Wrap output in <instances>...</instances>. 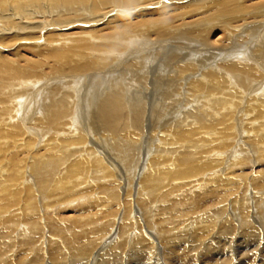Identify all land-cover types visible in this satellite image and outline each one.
Instances as JSON below:
<instances>
[{"label":"bare ground","instance_id":"1","mask_svg":"<svg viewBox=\"0 0 264 264\" xmlns=\"http://www.w3.org/2000/svg\"><path fill=\"white\" fill-rule=\"evenodd\" d=\"M187 8L181 30L119 20ZM110 16V40L62 34ZM21 30L51 65L0 56V264L264 262V188L245 181L264 174L242 171L264 162V3L0 0V41ZM94 187L104 207L77 214ZM59 203L74 227L55 223Z\"/></svg>","mask_w":264,"mask_h":264},{"label":"rangeland","instance_id":"2","mask_svg":"<svg viewBox=\"0 0 264 264\" xmlns=\"http://www.w3.org/2000/svg\"><path fill=\"white\" fill-rule=\"evenodd\" d=\"M253 1L254 2H258V3H264V0H253ZM250 5H251V3H247V6H246L247 7V10H248V8L252 9L250 7ZM188 10H189V8H187V9H180V10H172V9H169V10H163L161 12V14H159L157 10H154L156 12V14L155 13H150L148 15H145V16H142L141 17L140 15L143 14L144 11H141V9H136L135 11L133 10L134 12H131L129 14L128 13L124 14L121 18H119V20L123 18V20H122L123 23H125V24L133 23V26H136V28H137L136 30H139L141 27H144L145 25H147L146 23H144L145 20H148L149 21L148 24L157 23L158 25H160V26H156V27H169V28H173V27L182 26L184 23L187 22L188 17L183 18V19H181L180 17H181V15L183 13L187 12ZM106 11L108 12V10H106ZM259 13H262V12L259 11V12L255 13V14H259ZM151 14H153V16H150ZM197 15L200 16V17H207V15H209L212 18L210 21H213V17L215 16V14L212 13V11L208 12V10H206V9H205V11H201L200 13H197ZM253 15L254 14H252V13L251 14L244 15L243 18L246 17L247 19L244 20V21H241L240 23H238V26H243L246 23V21L249 19V17L250 16L253 17ZM215 19H216V17H214V20ZM107 21L110 23V25L112 27L109 26V25H107V22H102V23H99L98 25L94 26V28L86 27V26L85 27H82L81 26L80 28H78V26H77L76 28H72V29H69V30H65V33L62 32V34H71V33H76V32L79 33V32H85V31L93 32V30H96V31H98V35L101 36V38L106 39V40H103V41H107V40L112 39L113 35L116 34V31H118L117 25H119V23H116V20L113 19L112 16H110ZM139 21H143V22H139ZM151 21H153V22H151ZM167 21L169 22L170 25L164 26V23L167 22ZM250 22H252V21H250ZM108 28H110V29H108ZM183 28H184V26L178 27L177 29L178 30H181ZM155 30H157V29H155ZM21 31L22 32H14V35H11V33H10V35H5V37L2 38V40L0 41V56H3L4 59H8L9 61H11V63H13L11 66H14V67H17V68H21L23 70H29L28 68H33V69L43 68V69H45V67H48V69H49L51 63H49V61L47 59H45L40 54H38L35 51V49H34L36 47L33 46V43H34V41L36 39H34V37L31 38V37L28 36L30 34L32 35V34L36 33V32H33L34 29H33V31H30V32L25 31V30H21ZM135 32H138V31H134L133 34ZM256 35H257V38H259V33H257ZM12 36H17V37L14 38L15 41L12 40V41H10L8 43V41H7L6 38H9V37H12ZM152 39L154 40L155 38L152 37ZM156 40H157V38H156ZM101 43L102 44H109L110 41L109 42H101ZM14 46H17V47H14ZM18 47H19V49H16ZM95 73H98V72H95ZM50 74H52V73L50 72V70H48L47 71V76H50ZM80 76H84V75H80ZM102 78L103 79H100V82H98L96 84L93 93L96 92V91H98L100 89V87H102L103 85L105 86L106 84H109V82L111 80H113L112 78H108L104 82V80L106 79V77H102ZM85 79H86V77L82 81H79L78 83L87 81ZM74 85H75V83L74 84H71L70 87H69V89L71 88V91H73V92H76L78 90H81V91L85 92L87 96H90V95L93 94V93L90 94V91H89L88 87H86L85 85H83L81 88H79V86H80V84H79V85H77V87H74L73 88ZM254 96L255 95H248L246 98L249 99V101H251ZM242 120L244 121V120H246V118H244ZM237 137H238V134L236 135V138ZM41 152H42V150H41ZM210 170L213 171V172H211L212 173V176L215 173V171H219L220 174H224V175L230 176V174H227L226 173L227 170L224 167L218 168L215 171H214V169H210ZM242 171L244 173H249V172L253 173L254 171H256V172H261V173L264 174V162L260 163L257 166L253 165L251 169H250V167L249 168L247 167L246 169H243ZM211 173L208 172V174L206 176H203V180L205 178H207L209 175H211ZM233 174H236L235 173V170L233 171ZM242 180H244V179H236L234 181L235 183H233V186H235L234 184H236L239 187H241L243 185V181ZM252 180H253V182L251 184L255 187V189L257 191H261L264 188V177H257V178H254V179H250L249 181L248 180H245V181L248 184ZM221 181H223V182L226 181V177L225 178H222ZM208 185H209V183H208ZM210 187H212V186H210ZM95 192H97L96 187L90 188L89 190H87V191L85 190L84 191V193L82 194V196L84 198H86L87 202H84V203H86V205L84 204V207L79 206L77 208L75 206L77 208V209L75 208L77 210V214H80L81 211H85V210H89L90 213H92V212L93 213H96L99 209H101V208L104 207V205H105L104 200H102L100 203L94 202L97 199L96 198L97 196H96V193ZM204 192H208V191L206 190ZM92 195H94V198H93ZM121 199L122 198L120 196L119 200H121ZM57 205H56V208L54 209V212H53V215L54 216L52 215L53 218H54V220H55V223L57 221H59V222L56 223L57 226L59 228H62V229H65V228L66 229H69V228L74 227V225H73L74 222L71 223L70 222L71 220H67V219H70V218L76 216L77 215V214H75L76 210L75 209H69V210H67V208H65L66 210H64V209H62L61 203H59L58 206ZM87 206H89V208ZM70 208H71V205H70ZM59 209H60V211H62V210H64V211H62L60 213L59 212ZM80 209H82V210L80 211ZM87 212H81V214L82 215H85V214H87ZM66 213H67L68 216L66 215ZM63 215H64V217H63ZM64 223H66V224H64ZM59 224L60 225L64 224V225L60 226ZM85 225L87 227L89 225V223L86 222ZM70 226H72V227H70ZM69 236H70V234H68V237ZM79 243L74 242V245H78ZM169 254H170L169 257H171L173 253L172 252H169ZM241 257H242V259L243 258H248V257H244V256H241ZM243 263H245V261ZM256 263L257 264H264V262H258V260L256 261ZM256 263H253V264H256ZM246 264H248L247 261H246Z\"/></svg>","mask_w":264,"mask_h":264}]
</instances>
